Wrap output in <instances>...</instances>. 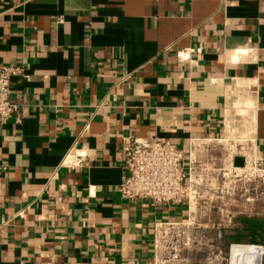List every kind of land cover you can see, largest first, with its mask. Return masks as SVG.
I'll use <instances>...</instances> for the list:
<instances>
[{"label":"crops","instance_id":"crops-1","mask_svg":"<svg viewBox=\"0 0 264 264\" xmlns=\"http://www.w3.org/2000/svg\"><path fill=\"white\" fill-rule=\"evenodd\" d=\"M0 67L26 76L0 124V264H154L187 205L121 197L127 137L189 155L233 127L264 160V0H0Z\"/></svg>","mask_w":264,"mask_h":264},{"label":"built area","instance_id":"built-area-1","mask_svg":"<svg viewBox=\"0 0 264 264\" xmlns=\"http://www.w3.org/2000/svg\"><path fill=\"white\" fill-rule=\"evenodd\" d=\"M180 57L184 60L188 58L182 57V55ZM25 77L22 67H0V124L18 114V105L12 96L13 80ZM223 139L206 142H221ZM243 142L241 152L244 155L241 158L244 161V166L236 167L234 163L235 172H243L246 170L248 162L253 161L257 171L255 173H258L260 178L264 177V160L257 156L253 139L246 138ZM198 144L204 143L196 141L191 143L190 154L186 155L184 150L171 141L157 137L148 139L127 137L123 141L126 175L119 187L121 197L129 201L148 200L154 207L187 205L188 212L185 219L155 223L154 264H192L189 253L185 251L191 243V238L185 235L186 231L194 224L192 212L195 210V205L202 203L204 199L200 193L203 190V181L206 177L205 172L199 171L195 165L197 162L195 151ZM87 159V153L77 151L66 155L61 166L68 170L82 169ZM224 227L233 228L235 222L230 218ZM252 231L259 233L253 227ZM230 232L232 233V231ZM181 234H183L182 237ZM226 235H229L227 231H219L218 239L226 241ZM253 235L249 237V245L231 243L228 259L218 256L217 260L220 262L215 264H232V251L235 247L242 246H252L258 250L260 253L259 263L264 264V243L260 242L259 237L255 234ZM194 264H206V261L199 260Z\"/></svg>","mask_w":264,"mask_h":264},{"label":"rangeland","instance_id":"rangeland-1","mask_svg":"<svg viewBox=\"0 0 264 264\" xmlns=\"http://www.w3.org/2000/svg\"><path fill=\"white\" fill-rule=\"evenodd\" d=\"M235 113L236 109L230 110V116ZM237 120L240 121V117ZM233 129L231 127L221 142H206L196 146L195 165L199 171L205 172L206 177L200 193L204 199L202 203L195 205L192 212L194 224L185 235L191 238L185 251L189 253L192 264L199 260L206 261V264H215L220 262L217 260L218 256L228 259L231 243L249 245L251 235L244 231L243 220L262 223V231L255 236L264 243V177L260 178L255 173L257 171L253 161L248 162L243 172H235V159L244 155L241 147L246 137L240 129ZM230 218L235 222V227L225 228ZM219 231L229 233L226 241L218 239ZM236 235L241 236V239H231ZM222 236H225L224 233Z\"/></svg>","mask_w":264,"mask_h":264},{"label":"bare ground","instance_id":"bare-ground-1","mask_svg":"<svg viewBox=\"0 0 264 264\" xmlns=\"http://www.w3.org/2000/svg\"><path fill=\"white\" fill-rule=\"evenodd\" d=\"M231 255L232 264H260V253L252 246L235 247Z\"/></svg>","mask_w":264,"mask_h":264},{"label":"water","instance_id":"water-1","mask_svg":"<svg viewBox=\"0 0 264 264\" xmlns=\"http://www.w3.org/2000/svg\"><path fill=\"white\" fill-rule=\"evenodd\" d=\"M235 165H236V167H243V166H244V161H243V159H242V158H237V159L235 160Z\"/></svg>","mask_w":264,"mask_h":264}]
</instances>
